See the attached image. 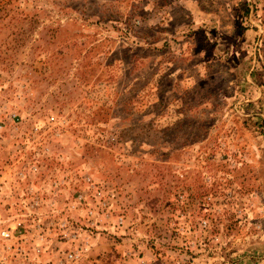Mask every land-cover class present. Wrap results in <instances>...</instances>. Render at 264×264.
I'll list each match as a JSON object with an SVG mask.
<instances>
[{"label": "rangeland", "instance_id": "rangeland-1", "mask_svg": "<svg viewBox=\"0 0 264 264\" xmlns=\"http://www.w3.org/2000/svg\"><path fill=\"white\" fill-rule=\"evenodd\" d=\"M0 264H264V0H0Z\"/></svg>", "mask_w": 264, "mask_h": 264}, {"label": "built area", "instance_id": "built-area-1", "mask_svg": "<svg viewBox=\"0 0 264 264\" xmlns=\"http://www.w3.org/2000/svg\"><path fill=\"white\" fill-rule=\"evenodd\" d=\"M1 234H2V236L5 237V238L9 236V234H8L7 232H5V231H3Z\"/></svg>", "mask_w": 264, "mask_h": 264}]
</instances>
